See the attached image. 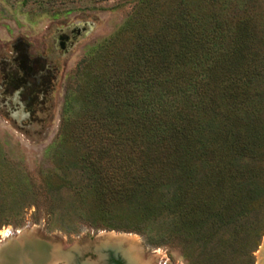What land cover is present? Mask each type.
<instances>
[{
    "label": "trees",
    "instance_id": "obj_1",
    "mask_svg": "<svg viewBox=\"0 0 264 264\" xmlns=\"http://www.w3.org/2000/svg\"><path fill=\"white\" fill-rule=\"evenodd\" d=\"M132 1L80 68L81 122L66 121L82 172L75 202L126 219L129 232L167 222L164 240L198 249L228 235L260 239L262 0Z\"/></svg>",
    "mask_w": 264,
    "mask_h": 264
},
{
    "label": "rangeland",
    "instance_id": "obj_2",
    "mask_svg": "<svg viewBox=\"0 0 264 264\" xmlns=\"http://www.w3.org/2000/svg\"><path fill=\"white\" fill-rule=\"evenodd\" d=\"M133 4L0 0V236L9 234L2 241L48 240L57 264H103L100 258L111 248L101 245L111 235L127 237L126 251L136 247L147 264L160 258L169 264H258L264 235H228L198 249L180 239L164 240L167 222L143 225L140 233L122 230L126 219H98L71 194L82 172L66 121L81 122L80 68L122 28ZM14 246L6 248L9 258L16 257Z\"/></svg>",
    "mask_w": 264,
    "mask_h": 264
},
{
    "label": "flooded vegetation",
    "instance_id": "obj_3",
    "mask_svg": "<svg viewBox=\"0 0 264 264\" xmlns=\"http://www.w3.org/2000/svg\"><path fill=\"white\" fill-rule=\"evenodd\" d=\"M7 240L8 239H6L0 243L2 245L1 248L2 249L3 248H9L13 245L17 246V244L20 243V246L18 247L19 249L18 248L17 249L26 254L27 262L29 264H38L39 262L40 263H47V264L49 262L51 263L52 258L48 257V255L50 256L52 254V256H53V248H52V243L48 242V240L27 239V240H23L22 242H21L22 239L20 241L18 240L16 242L12 241L10 239L8 241ZM38 249L40 250L39 252H38ZM43 249H45V250H43ZM127 251H128V253L132 252L131 254L136 253V257L134 258L131 255L130 256L127 255L128 253L126 254V251L124 252V251H117V250L108 249V250L104 251V252H106V255L103 258H100V262L103 264H147V263H145V261L142 263L143 260L140 261L141 259H140V256L138 254V252H139L138 249L134 248V249H129ZM154 253H155V251L153 252V254ZM262 254L264 256V252ZM262 254H261V256H259V262L256 259V263L264 264V257L262 256ZM87 257L93 258L94 254L89 253L87 255ZM262 257H263V259H262ZM158 264H169V261L160 258V261L158 262Z\"/></svg>",
    "mask_w": 264,
    "mask_h": 264
},
{
    "label": "bare ground",
    "instance_id": "obj_4",
    "mask_svg": "<svg viewBox=\"0 0 264 264\" xmlns=\"http://www.w3.org/2000/svg\"><path fill=\"white\" fill-rule=\"evenodd\" d=\"M119 237H121L120 240H116V239H114L116 237H114L113 235H111L110 238H106L105 239V242L103 241L104 243L101 246H103L104 248L107 247V248H111V249L113 248L114 250L126 251L125 249H127V248H124L123 242L125 241L124 239H126L127 237L126 238H125V236H119ZM133 247H135V246H133ZM128 249H129V247H128ZM135 249H136V247H135ZM43 250H45V249H43ZM39 251L40 250L38 249V252ZM55 251H57V250H54L53 251V256H52V254L50 256L48 255V257H51L52 258V260H51V263L52 264H57L56 263V260L58 258H57V255H56V252ZM14 254H16L15 255L16 257L13 258L11 256V258H9L8 252H7L6 248L5 249L3 248L2 250L0 249V264H29L27 262V258H26V254L25 253H23V252H21L19 250L16 251V248H15ZM126 254H127V251H126ZM128 255H131V253L129 252ZM132 256H135L136 257V253L135 254H132ZM262 256H263V254H262ZM263 257H262V259H263ZM51 263L49 262L48 264H51ZM38 264H47V263H40L39 262Z\"/></svg>",
    "mask_w": 264,
    "mask_h": 264
},
{
    "label": "built area",
    "instance_id": "obj_5",
    "mask_svg": "<svg viewBox=\"0 0 264 264\" xmlns=\"http://www.w3.org/2000/svg\"><path fill=\"white\" fill-rule=\"evenodd\" d=\"M0 233H1V232H0ZM8 235H9L8 232H6L4 236L7 238ZM5 237H4V238H5ZM4 238H3L2 236H0V239H1L0 242H2V240H3Z\"/></svg>",
    "mask_w": 264,
    "mask_h": 264
},
{
    "label": "crops",
    "instance_id": "obj_6",
    "mask_svg": "<svg viewBox=\"0 0 264 264\" xmlns=\"http://www.w3.org/2000/svg\"><path fill=\"white\" fill-rule=\"evenodd\" d=\"M19 246H20V243H19V244H17V246H15V247H17V248H18ZM17 248H16V249H17ZM18 249H19V248H18ZM18 249H17V251H18Z\"/></svg>",
    "mask_w": 264,
    "mask_h": 264
}]
</instances>
